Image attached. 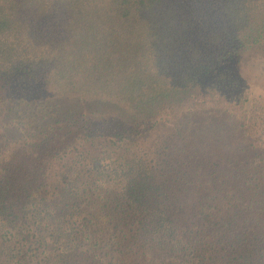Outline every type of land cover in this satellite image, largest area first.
<instances>
[{
	"label": "trees",
	"instance_id": "16d2710c",
	"mask_svg": "<svg viewBox=\"0 0 264 264\" xmlns=\"http://www.w3.org/2000/svg\"><path fill=\"white\" fill-rule=\"evenodd\" d=\"M259 49L264 0H0V264H264Z\"/></svg>",
	"mask_w": 264,
	"mask_h": 264
},
{
	"label": "rangeland",
	"instance_id": "374dc122",
	"mask_svg": "<svg viewBox=\"0 0 264 264\" xmlns=\"http://www.w3.org/2000/svg\"><path fill=\"white\" fill-rule=\"evenodd\" d=\"M262 64H264V52H262V49H259L244 54L233 67H230L239 76L238 78L242 82V85H249L250 83L264 95V73L262 72ZM74 102L76 101L74 100Z\"/></svg>",
	"mask_w": 264,
	"mask_h": 264
}]
</instances>
